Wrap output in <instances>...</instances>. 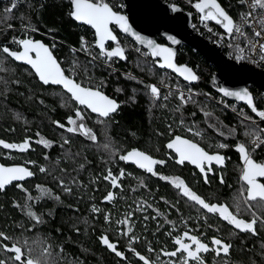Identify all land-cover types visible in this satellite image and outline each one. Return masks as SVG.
Here are the masks:
<instances>
[{"label": "trees", "instance_id": "trees-1", "mask_svg": "<svg viewBox=\"0 0 264 264\" xmlns=\"http://www.w3.org/2000/svg\"><path fill=\"white\" fill-rule=\"evenodd\" d=\"M102 1L120 12L114 4ZM92 2L98 3L97 0ZM163 2L186 10L188 4L195 6L199 0ZM217 2L235 23L243 11L240 0ZM12 3H16V7L10 13L5 12ZM70 13L71 0L0 2V49L7 46L19 50L10 41L13 39L17 43L30 37L50 45L45 38L49 37L51 44H56L53 54L65 74L83 86L98 88L120 104L119 111L105 119L91 114L77 106L61 88L40 84L28 67L15 63L0 50V63L5 69L0 71V140L29 145L24 151L0 145V162L6 166L24 165L36 174L34 180L21 188L12 186L0 192V232L11 237L5 241L12 244L17 240L31 242L40 234L42 239L37 243L51 244L55 253L62 247L60 257L65 263L74 264L76 260L78 264H129L128 260H132L129 256L125 261L120 260L103 247L99 239L107 236L111 241L122 243V235L117 230H127V222L121 221H127L133 206L130 186L123 182L124 198L120 199L118 211H115L111 203L102 201L105 184L101 178L109 169L123 168L125 162L120 156L131 151L140 150L157 159L166 156L165 148L176 135L197 143L208 153L222 154L226 158L227 166L222 172L224 182L215 176L208 187L198 185V195L212 204H226L232 212L237 211L239 204L238 216L246 214L241 194L246 188L239 181L238 146L244 144L253 160L264 163V143L256 150L250 147L264 127L262 122L253 123L256 113L245 108L241 117H237L201 98H192L185 104L175 97L152 99L147 82L216 95L212 81L215 70L191 49L182 47L176 56L177 64L190 67L199 77L196 85L188 86L169 72L158 69L149 56L132 52L136 45L117 33V45L126 57L124 62L93 50L97 60L114 64L118 72L113 73L85 57L81 50L82 37L95 39V35L89 28L74 23ZM214 26L223 31L222 25ZM156 40L162 43L161 39ZM67 67L73 72L66 71ZM129 71L133 77L128 78ZM253 88L250 92L256 96L259 90ZM77 110L84 116L85 127L96 136L95 141L81 131L67 130L69 118L77 119ZM80 122L77 119V123ZM43 141H47V145ZM41 168L46 171L42 172ZM61 181L70 185L72 191L67 192L60 186ZM40 188L42 191L38 192ZM180 207L183 211L177 222L182 218L189 223L196 221L191 224L196 231L211 229L209 232L215 237L232 243L230 254L221 257L223 264H264V237L233 234L227 224L209 216L200 206L197 213L190 210L189 204ZM258 210L264 220V209ZM29 211L42 222L37 223L28 215ZM169 212L168 216L175 220L177 211L172 208ZM2 241L0 238V243ZM30 246L32 256L36 257L37 249L31 243ZM25 252L28 253L27 247ZM7 261L11 264L9 257Z\"/></svg>", "mask_w": 264, "mask_h": 264}, {"label": "snow or ice", "instance_id": "snow-or-ice-1", "mask_svg": "<svg viewBox=\"0 0 264 264\" xmlns=\"http://www.w3.org/2000/svg\"><path fill=\"white\" fill-rule=\"evenodd\" d=\"M74 5V10L71 15L78 21H82L86 24L91 25L95 28L96 33L99 37L98 47L101 49V54L107 56L109 59L114 56L124 57V50L120 47H117L111 51L105 49V42L108 40L115 41L116 37L113 35L112 31L109 29V24L113 21L119 25L124 32H130L131 28L128 24L126 16L119 15L114 12L107 3H93L92 0H71ZM244 2V0H242ZM16 7V3H12L11 7L6 8L5 12H11ZM195 7L201 12L204 13V20H215L218 24H221L226 32L231 36V34L236 33L239 36L245 37L247 40L250 49L255 51L257 45H259L260 50L264 53V43H260V39H264V18H261L259 23V30H254L251 37L246 36V33L242 30L243 24H236L232 17L221 7L217 0H199L195 4ZM251 7H259L264 9V0H254V3ZM252 13L242 15V20L244 23H248V17ZM11 27V25H9ZM135 35V33H132ZM260 38V39H257ZM136 39L141 43H147L148 47L152 48V55L156 57H163L164 63L161 64V67H168L174 69L180 75L184 76L186 80H197L198 77L192 72V70L186 66L177 67L173 63V57L175 53L171 48L160 47L159 45L154 44L153 41L148 40L144 41L140 36H136ZM19 45L22 46L21 51H12L9 47L4 46L2 50L9 57L13 58L15 61H20L30 65L32 69L35 70V73L38 75L39 79L44 84H58L62 85L63 88L71 94L76 102L79 105L84 106L87 109H90L92 113H96L101 118H108L112 113L116 112L119 108L117 102L113 99H110L108 96L104 95L98 88L94 89L92 87L83 86L82 84L76 82L70 76L65 75L64 71L61 69L59 63L52 55L50 49L42 42L35 41L33 39H20L16 41ZM173 43H179V41L173 40ZM241 52L244 49H240ZM34 54V55H33ZM264 59V55L261 56ZM237 59H243V56H238ZM5 70L0 63V71ZM151 93L154 97H159L160 91L155 86H149ZM226 96H236L241 100H246L247 103L252 106V111L255 112L261 119H264V110H257L253 104V98L247 89L231 92L226 89H221ZM181 100L184 99L183 93L180 95ZM76 117L77 119L69 118V123L74 127H70L67 130L69 132L82 131L85 136L90 140L95 141L96 136L93 134L91 129L85 127L83 114L77 110ZM58 126L64 127V125L56 122ZM199 134V133H197ZM250 134V133H249ZM47 145V141H43ZM254 147H259L260 144L264 143V140L261 139L259 134H256L255 139L253 140ZM0 145H3L7 149H19L24 151L28 148V143L23 144H10L5 143L0 140ZM107 147V145L105 146ZM167 147L169 149H174L179 155V163L183 164L185 161L190 162L191 164L196 165L200 172L204 174L205 182H207V174L211 171V164L215 162L217 165H223L225 157L220 154H209L198 144L193 143L190 140L183 139L180 136H176ZM220 147H226V145H220ZM254 150V149H253ZM238 151L242 155L244 161V168L242 172V180L246 183V189H242V198L245 203L248 201H256L264 205V183L260 182V178H264V163H257L251 158L248 148L244 144L238 146ZM121 160L137 163L139 167L146 169L148 172H153V166L156 164H162L164 161H158L153 159L151 156L146 155L140 151H131L127 155L120 156ZM207 169V170H206ZM42 172L46 169L41 168ZM123 175V173H121ZM33 176V172L26 167H5L0 165V190H3L6 185L11 184L13 181L23 180L26 177ZM111 176V173H109ZM223 177H221V183H223ZM63 182L61 181V184ZM116 178H112V184L116 185ZM172 183L177 189L182 191L184 197L188 200L194 202L196 205H199L202 209L206 210L207 213L218 214L223 220L234 225L236 228L244 231H253L255 232L256 217L253 213V219L251 222H246L241 220L235 215L228 205L226 204H212L207 202L197 193L192 191L185 182L179 178L172 180ZM18 187H21L18 185ZM39 187V186H38ZM70 191V189H66ZM246 191V197L243 196V192ZM29 199H32L29 197ZM57 199H59L57 197ZM107 200L111 201L113 196L111 193L106 197ZM251 207V205H249ZM95 210V209H94ZM237 211H239V204H237ZM29 216L33 217L37 223L42 222L39 217L35 216L34 213L29 211ZM127 221H121V223H126ZM0 238L3 240H9L11 237L6 236L3 232H0ZM130 240L134 241V237H129ZM190 241V243L186 242ZM102 242L106 245L111 251H113L117 256L124 257V253L117 250L116 244L110 242L107 236L102 237ZM212 245H215L214 248H210L208 244L202 242V240L196 235H190L188 231L183 232L181 236H177L174 240V244L177 246L176 250L171 252H164V255L169 257H176L178 254H181L182 259L180 264H190V261H195L196 264H205L202 253H207L209 251H214L217 256L221 253L228 255L231 245L225 243L220 238H213L211 241ZM27 247V241L17 240L10 247L6 244H0V249L5 252L14 254L9 257L11 264H42V261L38 257L32 256L31 249H28L27 258H25V248ZM135 252V249H131ZM151 251V249H149ZM135 254L139 257L144 264H151V261L146 259L145 256L140 255L138 252ZM42 256H50L48 248H44ZM0 264H9V261L0 260ZM175 264V261L172 262Z\"/></svg>", "mask_w": 264, "mask_h": 264}, {"label": "flooded vegetation", "instance_id": "flooded-vegetation-1", "mask_svg": "<svg viewBox=\"0 0 264 264\" xmlns=\"http://www.w3.org/2000/svg\"><path fill=\"white\" fill-rule=\"evenodd\" d=\"M165 149L167 154L162 158L160 157V159H157L143 151L134 150L143 152L146 155L151 156L155 160L164 161V163L162 164L154 165V171L151 173L139 166L124 163L125 166L123 168L116 169V166H114V169H116L117 171L109 169V171L101 178L105 184V187L102 190V192L104 193L102 201L111 203L115 211H118L120 199L122 201L124 198L123 182L125 181L130 186L129 194L130 199L133 202V206L132 208H130L128 213L127 230H117V233L122 235L121 244L116 241L110 240V242L116 244L118 251L124 253L123 258H120L117 255L115 256L123 261L126 260V256H129L130 259H132L130 261L128 260L129 264H144V262L139 259L135 252H138L140 255L145 256L146 259L151 261V264H172L173 261H175V264H180V261L182 259L181 254H178L176 257H169L164 255V252H171L176 250L177 246L174 244V240L177 236H181L185 231H188L190 235L198 236L202 240V242L208 244L210 248L215 247V245H212L211 243L212 239L215 237L213 233L209 232L211 231V229H207V232L203 231L200 233L199 231H196L191 227V224L196 223V221L193 223H189L182 218L180 222H177L183 211L180 207L181 204H189L190 210H192L194 213L198 212L197 209L199 205H196L194 202L184 197L182 191L175 187V185L172 183V180L175 178L183 180L185 184L192 189V191L197 193L199 184L208 187L211 183V180L215 178V176L218 177L219 181L221 182L222 172L227 166L226 158L222 166L217 165L215 162L211 164V171L208 172L207 182H205L204 174L200 172L199 168L196 165L191 164L188 161H185L183 164L179 163L178 153H176L174 149H169L167 146ZM222 156L224 157V155ZM240 165L241 170L239 181L240 184L246 188L247 186L242 180L243 165L241 163ZM109 173H111V176H109ZM121 173H123V175H121ZM112 178H116L117 183L115 186L112 184ZM31 180H34V178ZM31 180L14 183L11 186L6 187L4 190H0V192H5L12 186H22L23 184ZM260 182L264 183V180H260ZM60 186L65 187V190L70 189V191H72L71 186L67 185V183L63 182L61 184L60 182ZM37 191L41 192L42 189L40 188ZM109 193H111L113 196V199L111 201L106 199ZM246 195L247 192H243V196L246 197ZM245 204L248 211L246 214L238 216V211H235L233 213L237 215L239 219L246 222H251L254 213L256 217V224L254 226L255 232L238 229L234 225L223 220L218 214L207 213L206 210L202 209L201 207L200 208L209 216L217 218L222 223L227 224L233 234L238 233L253 237H264V220L261 219L258 213V209H264V205L256 201H248ZM250 204L251 207H249ZM20 207L22 206L20 205ZM172 208L177 211L175 220H172V218L168 216L170 214L169 210ZM193 212L192 215H194ZM153 225L155 227H153ZM130 236L135 238L134 241L129 239ZM223 241L231 245V248L229 250L230 254L232 243L226 240ZM186 242L190 243V241L187 240ZM0 244H6L9 247L12 245V243H7L5 240H3ZM48 247H51L52 249L50 250V258L47 261L41 260L42 264H71V262L65 263V261L61 258L54 260L53 258L55 257V252H53V246L51 244H48ZM133 248L135 249V252L131 250ZM149 249H151V251ZM13 255L14 254L5 252L0 249V260L7 261V258ZM27 255L28 253L25 252V258H27ZM201 255L205 264H223L221 257L228 256L223 253L217 256L214 251L202 253ZM36 256L38 257V254H36ZM190 264H196V262L190 261Z\"/></svg>", "mask_w": 264, "mask_h": 264}, {"label": "water", "instance_id": "water-1", "mask_svg": "<svg viewBox=\"0 0 264 264\" xmlns=\"http://www.w3.org/2000/svg\"><path fill=\"white\" fill-rule=\"evenodd\" d=\"M7 1L9 0H0V2H7ZM11 1H17V0H11ZM39 1H43V0H39ZM122 1L124 3L123 13L116 12L113 9L112 10L118 13L119 15H123L127 17L128 24L131 28V31L124 32L123 29H121L119 25H117L114 21L110 23L109 29L112 31L113 35L116 37V40L106 41L105 42L106 50L111 51L119 47L117 45L119 41L118 36H117V33H118L119 35L125 38H128L136 46L143 48L148 53L151 60L154 61L155 66L158 69L169 72L171 75L175 76L176 78L181 80L183 83L187 84L188 86H193V85H196L198 82V79H199L198 75L190 67L186 65H179L176 62V56L178 55V51L182 47H187L191 49L193 52H195L196 54H198L207 64H209L211 67L214 68L215 71L212 76V81L214 84L215 91L221 97L227 99L230 102H236L240 105H243L247 108L252 109V106H250L246 100H241L236 96H226L224 95V92L221 89H226L231 92H236V91L247 89V91L250 93L251 97L253 98L250 90L248 89L249 86L252 85L255 88H257L259 91L264 93V70H259L246 63H239L231 59H228L227 57H225L221 49L211 44L210 42H208L201 36L195 34L191 29L192 19H191L190 13L184 11L177 5L166 4L163 2V0H122ZM73 10H74V5L71 2V13ZM71 13H70V17L74 23H76L78 26L86 27L93 31L95 35V48L99 53H101V49L98 47L99 37L96 33L95 28H93L91 25L86 24L82 21L76 20L71 15ZM209 21L213 23L214 25H217V26L221 25V24H218L215 20H209ZM132 33H135V35H133ZM136 36H140L141 38H143L144 41L151 40L154 42V44L159 45L160 47L171 48L172 51L175 53L173 57V63L177 67L186 66L190 68L192 72L198 77V79L194 81L186 80L184 76L180 75V73L176 72L174 69L168 68V67H161L160 65L164 63L163 57L153 56L152 48L148 47L147 43H141L139 40L136 39ZM157 38L161 39L162 43H158V41L156 40ZM173 40L179 41V43H173ZM35 41H40L44 43L42 40H35ZM44 44L50 49L49 45H47L46 43ZM110 46L112 48H109ZM21 50H22V46L20 45V48L18 51H21ZM52 55L54 56L53 52H52ZM111 58L116 59L117 61H120V62H124L126 59L125 54L123 58L118 57V56H114ZM11 59L17 64L28 67L33 72V74L35 75L39 83L42 84L43 86H53V87L61 88L65 93H67L71 97V99L77 104V106L88 110L91 114L95 116H98L96 113H92L90 109H87L82 105H79V103L74 100L71 94L68 93L63 88L62 85L51 84V83L44 84L39 79L38 75L35 73V70L32 69L30 65H27L26 63H23L20 61H15L13 58ZM253 104H254V99H253ZM118 105L120 107V104ZM118 111H119V108L117 109L116 112L112 113L110 116L115 115ZM176 136H180V135H176ZM176 136H174L172 140H174ZM180 137L183 139H187L182 136ZM239 158H240V163L243 165V168H244V161L242 159V155L240 152H239ZM124 162L139 166L137 163L133 162L132 160H129V161L124 160ZM0 165H3L5 167H16V166L25 167L23 165L6 166L2 164L1 162H0ZM34 177L35 175L33 174V176L26 177L23 180L13 181L11 184L6 185L5 188L11 186L14 183L31 180ZM260 180H264V178H260ZM244 184L246 185L245 182ZM99 240L103 247H105L110 253L115 254L106 245L103 244L102 237Z\"/></svg>", "mask_w": 264, "mask_h": 264}, {"label": "built area", "instance_id": "built-area-1", "mask_svg": "<svg viewBox=\"0 0 264 264\" xmlns=\"http://www.w3.org/2000/svg\"><path fill=\"white\" fill-rule=\"evenodd\" d=\"M107 1L109 4H114L115 7L118 8L120 12L124 11L123 1L121 2L120 0H107ZM240 2L243 8V11L235 23L238 25L243 24L242 30L246 33V36L251 37L253 35L254 30H259L258 21L261 18H264V9H261L259 7H255V8L251 7V5L254 3V0H244V2L240 0ZM184 11L190 13L191 15L192 31L195 34L207 40L208 42H210L211 44L215 45L219 49H221L225 57L233 61L239 62V63H246L259 70H264V59L261 58V56L264 55V53L261 52L259 45L256 46L255 51H252L245 37L239 36L236 33H233L231 34V36H229V34L226 32L225 29H223V31H220L209 20H204L201 12H199V10L195 6H192L191 4H188L187 9ZM248 13H252V15L248 17V23H244L242 20V15H246ZM23 29L28 32H32L28 30L27 27H24ZM45 38L50 42V45H49L50 50L54 52L56 50V44L55 43L51 44L52 40L49 37H45ZM30 39H32V37H30ZM257 39H260V38H257ZM10 42L12 45H16L20 48V45L18 43H15L13 39ZM260 43H264V39H260ZM46 44L48 45L47 42ZM94 49L96 50L95 39L89 38L84 35L82 37L81 50L85 54V57H87L89 60L93 62H98L101 66H104L110 69L113 73H117L118 70L116 69L114 64L109 63L106 60H101V59L97 60V58L95 57L93 53ZM240 49H244V51L241 52ZM131 50L132 52H135L142 57L149 56L148 53L141 47L136 46L135 48H132ZM238 56H243V59L238 60L237 59ZM65 70L72 71L70 67L65 68ZM127 76L129 77L132 76L130 71L127 73ZM152 85H155L160 91V95L157 98L153 96L150 90L152 99L156 101L157 100H167L172 97H175L180 103L185 104L189 102L192 98H201L210 103L218 105L219 107L227 110L228 112H230L231 114L237 117H241L245 108H247L236 102L228 101L227 99L217 94V92H216V95H214V94L207 93V92H196L192 89L184 88L181 86H164V85H156L154 83L147 82V86L149 89H150L149 86H152ZM253 87L254 86L250 85L248 89L249 90L254 89ZM181 93H183L184 95L183 100H181L180 98ZM253 99H254V105L257 108V110H264V93L259 91V93H257L256 96L255 95L253 96ZM258 122L264 123V119H261L257 115L256 121H254L253 123L256 124ZM260 137L262 140H264V127L260 128ZM252 142L250 144V147L256 150L258 147H254Z\"/></svg>", "mask_w": 264, "mask_h": 264}, {"label": "rangeland", "instance_id": "rangeland-1", "mask_svg": "<svg viewBox=\"0 0 264 264\" xmlns=\"http://www.w3.org/2000/svg\"><path fill=\"white\" fill-rule=\"evenodd\" d=\"M97 2L98 3H100V2H103L102 0H97ZM106 3V2H105ZM200 12V11H199ZM203 16H204V13H201ZM223 27V26H222ZM224 29V28H223ZM128 78H130V77H128ZM133 79V78H132ZM243 114V113H242ZM76 119V118H75ZM70 127H74L72 124H70V126H69V128ZM75 133H77V131L75 132ZM42 239V236L40 235V234H37V235H35L34 237H33V240L31 241V242H27V248L28 249H30V248H32L31 246H30V243L32 244V245H34L35 246V248L37 249V254H38V257L41 259V260H44V261H47L49 258H50V256H47V257H44V256H42L41 255V253H42V251H43V249L44 248H48V250H49V252H50V247H48V243H45V242H42V244H39V243H37L38 241H40ZM62 247L60 246L59 247V251L58 252H56L55 253V257L53 258L54 260H57V259H59V258H61L60 256H61V253H62V249H61ZM35 256H36V253H35ZM37 257V256H36ZM76 263H78L76 260H75V263L74 264H76Z\"/></svg>", "mask_w": 264, "mask_h": 264}]
</instances>
